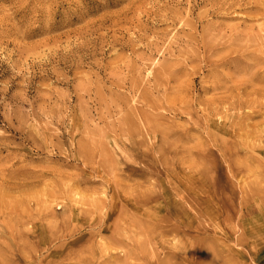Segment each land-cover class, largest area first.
Listing matches in <instances>:
<instances>
[{"label":"rangeland","instance_id":"obj_1","mask_svg":"<svg viewBox=\"0 0 264 264\" xmlns=\"http://www.w3.org/2000/svg\"><path fill=\"white\" fill-rule=\"evenodd\" d=\"M0 264H264V0H0Z\"/></svg>","mask_w":264,"mask_h":264}]
</instances>
